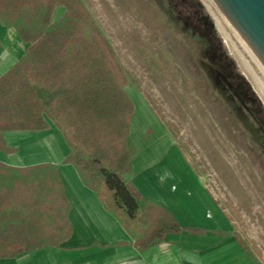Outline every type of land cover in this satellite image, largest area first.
Listing matches in <instances>:
<instances>
[{"label": "trees", "instance_id": "trees-1", "mask_svg": "<svg viewBox=\"0 0 264 264\" xmlns=\"http://www.w3.org/2000/svg\"><path fill=\"white\" fill-rule=\"evenodd\" d=\"M0 23L26 44L0 77V150L3 132L39 131L48 128L46 118L56 125L62 120L70 134L65 163L88 188L98 192L103 185L111 192L130 221L143 223L134 248L160 245L167 234L181 232L169 211L142 199L123 179L134 154V104L125 87L134 81L81 0H0ZM61 187L54 165L0 166V259L69 238Z\"/></svg>", "mask_w": 264, "mask_h": 264}, {"label": "rangeland", "instance_id": "rangeland-1", "mask_svg": "<svg viewBox=\"0 0 264 264\" xmlns=\"http://www.w3.org/2000/svg\"><path fill=\"white\" fill-rule=\"evenodd\" d=\"M81 2L134 81L125 87L133 131L141 126L150 141L154 124L161 127L253 262L264 264V95L223 28L202 0ZM57 126L70 136L62 120ZM154 140L163 147L160 134ZM99 193L131 231L144 227L103 185Z\"/></svg>", "mask_w": 264, "mask_h": 264}, {"label": "crops", "instance_id": "crops-1", "mask_svg": "<svg viewBox=\"0 0 264 264\" xmlns=\"http://www.w3.org/2000/svg\"><path fill=\"white\" fill-rule=\"evenodd\" d=\"M25 48L14 29L0 23V77ZM134 117L135 108L129 132L134 154L123 179L142 199L169 211L182 231L167 234L160 245L134 248L132 243L141 229L131 231L104 203L99 190L82 183L76 169L65 163L71 152L65 135L46 119L48 128L43 130L3 132L5 150H0V166L14 170L56 166L61 197L69 206L70 236L58 247L45 246L0 259V264H255L212 195L171 148L161 127L154 124L149 141L141 126L133 131ZM157 133L165 140L163 147L154 140Z\"/></svg>", "mask_w": 264, "mask_h": 264}, {"label": "water", "instance_id": "water-1", "mask_svg": "<svg viewBox=\"0 0 264 264\" xmlns=\"http://www.w3.org/2000/svg\"><path fill=\"white\" fill-rule=\"evenodd\" d=\"M264 84V0H202Z\"/></svg>", "mask_w": 264, "mask_h": 264}, {"label": "bare ground", "instance_id": "bare-ground-1", "mask_svg": "<svg viewBox=\"0 0 264 264\" xmlns=\"http://www.w3.org/2000/svg\"><path fill=\"white\" fill-rule=\"evenodd\" d=\"M216 20V19H215ZM217 22V20H216ZM217 24L220 26V24L217 22ZM222 29V27H220ZM222 31L226 34V32L222 29ZM225 38H227V41L229 43H231V45L233 46L235 52L237 53V55L240 57V59L243 61L244 65L246 66V69L250 72V74L253 76L255 82L257 83L260 91L262 92V94L264 95V84L263 82L260 80V78L257 76V74L254 72V70L251 68V66L248 64V62L246 61V59L243 57V55L240 53V51L237 49V47L234 45V43L231 41V39L229 38V36L226 34Z\"/></svg>", "mask_w": 264, "mask_h": 264}]
</instances>
